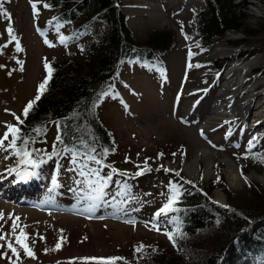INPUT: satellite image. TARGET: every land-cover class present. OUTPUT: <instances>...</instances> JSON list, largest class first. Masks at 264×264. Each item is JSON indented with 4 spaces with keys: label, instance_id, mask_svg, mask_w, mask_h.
I'll return each instance as SVG.
<instances>
[{
    "label": "rangeland",
    "instance_id": "374dc122",
    "mask_svg": "<svg viewBox=\"0 0 264 264\" xmlns=\"http://www.w3.org/2000/svg\"><path fill=\"white\" fill-rule=\"evenodd\" d=\"M118 1L134 37H143L151 28H166L174 33L173 45L158 54L155 61L123 60L111 78L108 94L99 98L97 113L114 135L116 148L102 157L101 164L87 161L91 169L104 165L101 176H112L104 188L106 203L100 202L93 211H87L92 202L83 198L87 194L85 185L77 183L84 177L79 176L68 152L44 158L46 162L39 168H29L36 175L24 180L28 181L25 186L13 184L18 176L8 171H23V165L18 167L19 158L11 154V149L0 150V233L8 234L6 240L0 241V253H7L16 264H99L90 257L117 253L144 239L164 244L168 216L161 215L157 220L154 214L167 202L170 181L183 185L191 181L199 186V182L214 179L218 170L226 186L239 196L249 191L244 176L254 187L264 188V166L244 158L249 141L264 148V123L254 126L258 121L251 116L246 121H234V115L223 113L209 125L211 116L207 113L215 107L219 85H224L220 79L216 86L217 75L224 71L218 58L221 54L214 53L216 48L233 54L227 62L242 64L238 70L250 62L245 69L248 80L244 87L252 88V93L260 92L258 100L264 103V28L259 25L264 21V0H241L247 27L254 32L226 30L210 40L209 46L199 42L192 30L191 16L202 7V0ZM0 2L11 17L0 15L2 134L5 124L16 122L12 114L19 116L34 96L45 74L46 59L71 48L76 36L60 43L59 37L69 26L59 22L62 27L57 31L52 9L43 7L44 0H34L39 12L35 17L30 0ZM8 27L14 30L22 51L16 50V41L9 42ZM45 39L53 46L46 44ZM207 92L210 95L205 98ZM53 135L54 127L47 126L41 143L49 145ZM157 153H163L159 156L161 161ZM145 161L152 170L134 176L139 170L137 165L143 168ZM78 162L85 163V156L79 155ZM175 171L180 172L179 177ZM207 197L220 206L226 204L223 191L217 188ZM16 217V234L23 229L24 243L34 258L15 242L12 224ZM153 224H159L160 230H155ZM7 242L17 248L19 259L8 250ZM0 264H10V260L0 256Z\"/></svg>",
    "mask_w": 264,
    "mask_h": 264
},
{
    "label": "trees",
    "instance_id": "16d2710c",
    "mask_svg": "<svg viewBox=\"0 0 264 264\" xmlns=\"http://www.w3.org/2000/svg\"><path fill=\"white\" fill-rule=\"evenodd\" d=\"M202 1V7L192 13L191 20L197 40L205 46L226 30L254 32L245 22L243 1ZM44 3L50 5L56 22L69 26L64 36L76 38L71 48L46 59L51 78L28 117L22 115L23 110L19 114L24 121L19 126L20 135L22 140L29 141V151L42 150L33 151V158L38 161L49 155L57 156L53 145L56 152H68L71 156L73 151L85 156L94 148L95 152L90 154L103 160L116 147L114 135L97 113L101 93L111 87V78L123 60L155 61L158 54L171 48L174 33L166 28H151L143 37H134L118 0H44ZM259 25L264 28V21ZM44 71L40 83L48 76ZM36 95L37 90L25 106ZM49 125L54 127V138L46 145L41 143V137ZM22 140L17 141L20 148L24 147ZM246 155L253 163L264 166L252 158L264 155V148L254 146L251 153L246 148ZM215 176L199 182V186L176 183L181 186L174 205L178 211L169 212L167 228L163 230V234H175V246L166 235L164 244L144 239L132 242L123 251L90 258H122L114 264H264V188L254 187L244 176L249 191L242 197L231 192L218 170ZM213 188L223 191L227 207L207 197ZM141 245L142 251H136ZM92 260L102 264L100 260Z\"/></svg>",
    "mask_w": 264,
    "mask_h": 264
},
{
    "label": "snow or ice",
    "instance_id": "6c2138e0",
    "mask_svg": "<svg viewBox=\"0 0 264 264\" xmlns=\"http://www.w3.org/2000/svg\"><path fill=\"white\" fill-rule=\"evenodd\" d=\"M31 3V7L33 10V16H38L39 12L37 9V4L36 2H34V0H30ZM44 8H49L50 5L48 4H44L43 5ZM0 15H3L5 17H7L8 19H11L10 14L7 13L6 11L3 10V3L0 2ZM53 20H57V18H53ZM49 23L51 24L52 21H49ZM55 27L57 29V31L59 30L60 27H62L61 24H59V22H57L55 24ZM8 35H9V42L11 41H16V50L17 51H22V49L20 48V44L19 41L17 40L15 34H14V30L11 27H8L6 29ZM38 31H40L38 29ZM68 38L64 37V36H60L59 40L61 44H65L66 40ZM187 39V37H186ZM46 44H48L49 46H53L51 45V43L45 39L44 41ZM3 47H7V44L3 45ZM18 63H21L18 61ZM200 65H196V67H199ZM0 67H3L2 65H0ZM189 67H191V65H189ZM45 69L48 72V76H46V78L44 79V81L42 83H40L38 85V89H37V95L35 96V98L32 101H29V103L24 107L22 115L27 118L29 115V112L32 110L34 104L39 101L41 99V96L43 94L44 91H46V85L49 83V80L51 78V68L50 66L45 63ZM22 70V69H21ZM108 93H101V95H107ZM7 111V110H6ZM14 116V118L17 121V125H12V124H5V128L6 131H4L2 134H0V150L7 152L9 149L12 150L11 154L15 155L16 157H19V162H18V167L20 165H23V171H18V169H8L9 173L15 172L19 178V180L24 181L29 179L30 177L36 175L35 172L29 171V168L35 169V168H39L41 164L45 163L46 161L41 159L39 162H37V160L33 159V151L35 152H40L42 150L39 149H34L32 151H29L27 149V144L29 143V141L27 139L22 140V137L20 135L21 129H20V125H22L24 123L23 120H21V118L19 116H16L15 113L12 114ZM37 131H40L39 129H37ZM230 134V133H229ZM201 135H203V132H201ZM9 136H11V139H9ZM60 136H57V140L60 141ZM22 140V144L24 145L23 148H20L17 146V141H21ZM7 141V144L5 143ZM239 145H237L238 147ZM254 143L253 141H249V148H248V152L251 153V149L252 147H254ZM53 151L56 155H59L58 152H56V146L53 145ZM65 151H72L70 149H65ZM91 152H95V149H91ZM85 154V163L80 164L78 162V157H79V153L74 152L72 153V163L73 165H75L78 169H79V176L84 177L83 181H77L78 184H84L86 189H87V194L85 197L88 199L89 201H91V206L87 209V211L91 212L93 211L96 207L100 206V202H104L106 203V201H104V197L107 195V193L104 191V188L107 186V184L112 180V176L111 175H107V176H101L100 172L102 170V168L104 167V165H102L101 169H91L88 167L87 161H93L96 164H101V161L99 159H97V157L95 155L92 154ZM106 154V153H105ZM175 155V153L173 154ZM159 156H163V153H160ZM8 157L6 156L5 159H7ZM49 159H51V155H49L48 157ZM245 159L249 158L247 155L244 157ZM253 159L258 160V162L260 163H264V155L261 156H252ZM163 167V166H161ZM137 168L139 169L136 173H134V176H139V175H143L145 172L147 171H151L152 169L150 167L147 166V161H145V165L143 168H141V166L137 165ZM87 169V170H86ZM157 171H159L160 169H156ZM165 172H171L173 170L171 169H164ZM112 172H117V170L112 169ZM120 175H127V173H119ZM175 175L177 177L180 176V172L179 171H175ZM89 177H91L92 179H89ZM182 179V178H181ZM185 183H192L191 181H185ZM95 185V186H94ZM123 187L126 189L127 185H123ZM180 185L173 183L172 181L169 182L168 185V189H169V195H168V199L167 202L164 203L162 205V207L160 209L157 210V212L154 214L155 218L158 220L159 217L161 215L164 216H168L169 212H175L178 211L177 208H175V204L178 202V197L180 195ZM81 191H84L83 189H81ZM227 207V206H225ZM0 219H3V213L0 212ZM16 220H19V217H16L15 220H13V224H12V234L15 236V242L16 244H19L23 250L24 253L27 256H31L34 258V253L32 252V250L27 246L26 243H24V240L26 239V234L24 233L23 229L20 230V233L17 235L16 234V229L18 227ZM169 223H172V220L168 221ZM153 228L157 231L160 230V226L159 224H153ZM177 231H179V229H177ZM7 233H0V241H4L7 238ZM165 235L168 236L169 240L173 242V245L175 246V234L172 232H166ZM41 239H43L41 237ZM3 245H0V248H2ZM57 249L60 248V244L57 243L56 245ZM144 246H139L136 251H142ZM7 248L8 250H10L12 252L13 255H15L17 257V259H19V252L17 251V248L13 246L12 242H7ZM0 256H3L6 259L10 260V264H16L15 261L11 260V257H9L7 255V253H0ZM91 259H96V260H100L102 261V264H114V261L117 259H122V258H91Z\"/></svg>",
    "mask_w": 264,
    "mask_h": 264
},
{
    "label": "bare ground",
    "instance_id": "6f19581e",
    "mask_svg": "<svg viewBox=\"0 0 264 264\" xmlns=\"http://www.w3.org/2000/svg\"><path fill=\"white\" fill-rule=\"evenodd\" d=\"M215 52H217V54H221V56H219L218 58L220 60L219 61L220 68L224 70L222 73L221 72L219 73L221 75H217L218 80L216 86L219 84L220 79L222 80V83H224V85L222 86L221 84L219 85L220 91L214 96V101H215L214 109L209 110L207 112L211 116V121L208 122L209 125L211 124V122H213V120H215L214 118H217L219 114L222 115L223 113H227V114L230 113L231 115H234V121L237 120L246 121L247 119H250L251 116L252 118H255V120L258 121L253 123L254 126L263 125L264 103L258 100V97L260 96L259 95L260 92L259 94L252 93L251 91L253 89L249 88L248 86L244 87V85L246 84H243L244 82L247 83L248 80V78H246L248 69L247 70L245 69L249 67L250 62H246L245 69L238 70V65H242V64L235 63L232 65L230 64V62H227L228 59H231L233 57V54L227 53L225 49L222 48H216V50H214V53ZM233 66L235 67L233 68ZM239 72L241 73L239 74ZM209 93L205 96V98L208 95H210ZM195 117L198 118L199 116L195 114ZM169 124L170 123H167L165 125L171 126Z\"/></svg>",
    "mask_w": 264,
    "mask_h": 264
}]
</instances>
